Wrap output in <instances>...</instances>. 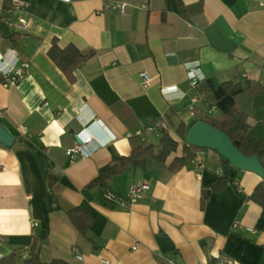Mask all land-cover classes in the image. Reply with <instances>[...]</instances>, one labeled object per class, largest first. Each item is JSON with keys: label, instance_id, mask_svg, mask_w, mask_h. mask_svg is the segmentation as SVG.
Instances as JSON below:
<instances>
[{"label": "crops", "instance_id": "obj_1", "mask_svg": "<svg viewBox=\"0 0 264 264\" xmlns=\"http://www.w3.org/2000/svg\"><path fill=\"white\" fill-rule=\"evenodd\" d=\"M12 1L0 0V53L24 67L13 84L0 72V124L14 138L0 143V259L15 252L23 264L37 239L44 263L264 264V208L249 199L258 183L264 189V153L260 173L228 163L225 186L203 204L201 192L223 173L216 150L167 169L182 154L179 125L188 131L219 114L204 100L205 83H239L249 134L263 137L264 0H19L23 10L11 12ZM53 40L94 51L74 81L48 57ZM197 66L204 79L192 86L187 70ZM81 129L91 134L89 153L70 158L65 149ZM161 130L179 141L164 162L147 158L104 188L86 187L112 157L129 155L132 137L157 145ZM141 183L148 189L134 203L104 200ZM73 208L91 218L85 235L68 219Z\"/></svg>", "mask_w": 264, "mask_h": 264}, {"label": "trees", "instance_id": "obj_2", "mask_svg": "<svg viewBox=\"0 0 264 264\" xmlns=\"http://www.w3.org/2000/svg\"><path fill=\"white\" fill-rule=\"evenodd\" d=\"M0 27H2L1 24ZM93 54V50L84 52L79 50L74 44H68L61 48L58 46L56 40L52 41L47 51L48 57L65 74L68 81H74L73 70ZM240 86L239 83L231 81L223 82L218 86H214L211 83L203 84L200 89L205 92L204 100L209 102V106L215 105L219 110V114L204 116L201 120L210 124L213 128L215 127L223 131L230 138L233 145L243 154L247 156H261L264 153V135L262 138H255L249 134L250 126L247 124L246 114L239 108L238 96L242 92V87ZM175 131L182 144V154L172 159L167 167L170 172L177 171L186 164L187 160L194 158L198 151L206 149L187 144V127L184 123H181ZM160 132L157 145L147 144L136 136L132 137L129 155L112 157L109 160L108 166L102 169L86 187L88 189L97 186L104 188L114 176L121 175L129 166L141 169L145 168L147 158H152L156 162H164L171 152L176 151L179 141L164 130ZM226 181L227 173L223 172L210 189L201 192V204L207 200L211 191L222 189ZM249 199L264 208V189L262 183H258L255 186ZM67 216L78 232L81 235H85L91 225V218L80 208L70 209L67 212ZM37 243V239L31 240L29 256L28 259L23 261V264H62L61 261L56 259L47 263L42 262ZM16 259V253L10 252L1 257L0 264H14Z\"/></svg>", "mask_w": 264, "mask_h": 264}, {"label": "built area", "instance_id": "obj_3", "mask_svg": "<svg viewBox=\"0 0 264 264\" xmlns=\"http://www.w3.org/2000/svg\"><path fill=\"white\" fill-rule=\"evenodd\" d=\"M24 4L25 3L23 1L14 0L11 2L9 11L21 12L24 8ZM118 7L120 8V10H123L125 8V3H120ZM6 20L8 21L9 18H6ZM18 21L19 23H23L24 19L19 18ZM23 67L24 64H21L19 67L17 65L16 60L10 63L5 62L4 55L0 53V72L3 76V84L8 85V84L16 83L23 75V69H22ZM139 76L142 77L141 79L144 82V84H147L148 81L150 80L148 74L145 71H141L139 73ZM186 76H188V79L190 80L192 86L198 85L204 79V74L201 72L198 66L189 68L187 70ZM160 127H162V123L157 122L155 125L146 126L145 131L146 130L149 131ZM137 132L141 133V131L139 130ZM75 137H76L75 143L71 147L65 149V154L70 158L78 154L87 155L89 151L86 148V145L91 140V134H88L87 132H85L84 129H81L75 134ZM192 163L195 169L202 170L203 168L202 160L193 159ZM147 189H148V185L146 183H141V184L132 185L124 196L118 195L111 191H106L104 193V200L107 203H111L113 205H117L120 207L126 206L128 204L136 202V200H139L143 196L145 190ZM232 224L233 226H236L238 225V221H235ZM249 230L254 232V229L250 228ZM75 257L77 260L81 259V255L79 254H76ZM100 264H113V263L106 258H101ZM164 264H170V263H164Z\"/></svg>", "mask_w": 264, "mask_h": 264}, {"label": "water", "instance_id": "obj_4", "mask_svg": "<svg viewBox=\"0 0 264 264\" xmlns=\"http://www.w3.org/2000/svg\"><path fill=\"white\" fill-rule=\"evenodd\" d=\"M187 144L201 148L216 150L225 162L222 166L224 173L228 170V163L240 168L252 169L261 172V167L255 160L258 156H247L240 152L231 142L230 138L221 130L210 124L198 120L187 131ZM0 143L7 147L14 144L12 135L0 124Z\"/></svg>", "mask_w": 264, "mask_h": 264}]
</instances>
